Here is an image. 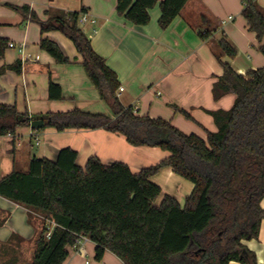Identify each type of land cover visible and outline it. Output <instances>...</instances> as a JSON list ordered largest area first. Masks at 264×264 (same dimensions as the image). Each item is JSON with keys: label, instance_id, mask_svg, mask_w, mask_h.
<instances>
[{"label": "trees", "instance_id": "1", "mask_svg": "<svg viewBox=\"0 0 264 264\" xmlns=\"http://www.w3.org/2000/svg\"><path fill=\"white\" fill-rule=\"evenodd\" d=\"M189 1L117 0L116 10L133 25L146 26L150 11L159 5V26L166 30ZM242 2L249 30L263 42L264 10L258 0ZM9 6L39 25L42 34L60 31L74 44L89 78L114 114L110 118L80 109L48 113L40 116L42 129H105L123 135L130 145L170 153L159 164L135 174L123 162L105 165L97 157L81 167L77 151L64 148L55 160L34 157L28 172L13 171L3 177L0 197L27 209L30 216H40L43 222L31 264H64L69 249L83 238L96 245L98 262L109 251L123 264H259L243 241L258 239L264 221V68L248 72L245 78L216 55L224 73L213 85V99L233 94L235 101L230 110L208 112L217 131H207L203 139L185 134L170 121L141 116L120 102L117 74L95 52L80 26L85 8L48 13L43 21L28 6ZM200 22L206 28L200 37L210 39L215 32L212 21L201 16ZM218 44L225 56H237L227 36ZM8 45L7 39H0V59ZM40 48L59 64L71 62L49 38H41ZM260 51L264 55V42ZM9 70L21 74V62L2 67L0 76ZM49 97L63 98L61 87L51 79ZM31 122L27 111L0 104V137L12 136L13 150L17 129ZM167 167L194 185L183 206L151 180Z\"/></svg>", "mask_w": 264, "mask_h": 264}, {"label": "crops", "instance_id": "2", "mask_svg": "<svg viewBox=\"0 0 264 264\" xmlns=\"http://www.w3.org/2000/svg\"><path fill=\"white\" fill-rule=\"evenodd\" d=\"M258 4L264 10V0H258ZM9 5L28 6L43 21L49 18L48 13L85 8L83 14L96 23L87 22L82 27L95 52L117 74L120 88L124 89L118 91L120 102L125 107L132 106L141 116L170 121L185 134L203 139L207 131H217L208 112L230 110L235 101L233 94L219 101L213 99V85L224 73L216 55L245 78L248 72L264 68V55L260 51L264 40L259 42L256 33L249 30L242 16V0H190L166 30L159 26V5L150 11L148 25L136 26L118 15L117 0H0V39L25 43V55L29 57L23 62V54L8 47L0 59V69L17 61L22 64L21 74L9 70L0 76V104L14 105L19 112L27 111L32 121L41 120L40 116L48 113L74 109L110 118L114 114L89 78L74 44L60 31L42 34L39 25ZM201 16L208 17L215 29L208 40L199 35L206 31ZM224 36L237 49L234 59L225 56L219 48ZM42 37L57 42L71 62L57 63L40 48ZM50 79L61 87L62 99H50ZM15 138L13 150V137H0V180L13 171L28 172L34 157L55 160L64 148L77 151L81 167H85L89 158L97 157L105 165L123 162L135 174L170 156L158 147L130 145L123 135L105 129L58 132L52 128L34 130L29 126L18 128ZM151 180L182 206L194 189L192 183L168 167ZM261 206L264 209V199ZM42 228L40 216H30L27 209L0 197V264H31ZM243 244L256 254L259 264H264V221L259 238ZM95 250L96 245L87 239L69 249L64 264H123L109 251L98 262Z\"/></svg>", "mask_w": 264, "mask_h": 264}, {"label": "built area", "instance_id": "3", "mask_svg": "<svg viewBox=\"0 0 264 264\" xmlns=\"http://www.w3.org/2000/svg\"><path fill=\"white\" fill-rule=\"evenodd\" d=\"M87 22H90L92 24H95L96 23V20L95 19H91L87 14H82L81 15V18H80V23L82 25L86 24ZM9 48H17L19 50V52H21L23 54V62L24 61H28L29 60V57H26L25 55V43H21V44H14V43H9L8 45ZM38 59V57L36 58V60ZM124 89L123 88H120V91H123ZM47 237L50 236V232L47 233L46 235ZM82 240H87L86 238H83ZM81 242V241H80ZM79 242V243H80ZM77 247V246H76Z\"/></svg>", "mask_w": 264, "mask_h": 264}, {"label": "water", "instance_id": "4", "mask_svg": "<svg viewBox=\"0 0 264 264\" xmlns=\"http://www.w3.org/2000/svg\"><path fill=\"white\" fill-rule=\"evenodd\" d=\"M31 128L36 129H42L43 128V121L42 120H34L31 122Z\"/></svg>", "mask_w": 264, "mask_h": 264}, {"label": "rangeland", "instance_id": "5", "mask_svg": "<svg viewBox=\"0 0 264 264\" xmlns=\"http://www.w3.org/2000/svg\"><path fill=\"white\" fill-rule=\"evenodd\" d=\"M80 26H81V28H82V29H83V31H84V30H85V28H83V27H82V24H81V23H80ZM84 32H85V31H84ZM87 32H88V31H87ZM86 35H87V34H86ZM110 112L112 113V110H111ZM14 204H15V203H14ZM83 241H84V240H81L80 244H82V243H83Z\"/></svg>", "mask_w": 264, "mask_h": 264}]
</instances>
